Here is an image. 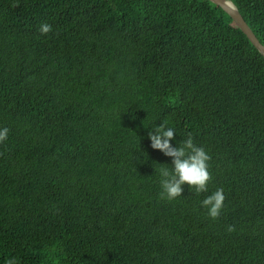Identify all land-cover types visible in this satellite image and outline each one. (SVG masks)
<instances>
[{"label": "trees", "instance_id": "obj_1", "mask_svg": "<svg viewBox=\"0 0 264 264\" xmlns=\"http://www.w3.org/2000/svg\"><path fill=\"white\" fill-rule=\"evenodd\" d=\"M231 1L264 44V0ZM164 120L206 192L161 198ZM5 127L0 264H264V54L211 0H0Z\"/></svg>", "mask_w": 264, "mask_h": 264}, {"label": "clouds", "instance_id": "obj_2", "mask_svg": "<svg viewBox=\"0 0 264 264\" xmlns=\"http://www.w3.org/2000/svg\"><path fill=\"white\" fill-rule=\"evenodd\" d=\"M39 31L41 34H47L52 31V27L44 23L40 26ZM167 125L168 121L164 120L148 133L151 147L160 150L166 156L172 157L171 169L167 166H162L159 169L161 198L174 200L181 196L184 184L194 187L198 194L206 192L208 190L207 185L212 179L209 171L211 156L203 146H197L194 143L191 134L178 147H174L171 140L174 139L175 130ZM8 133L7 127L0 129V142L7 139ZM225 198L223 188H218L201 202L202 206L207 208L209 217L217 219L220 216ZM228 230L233 231L234 226H229ZM8 264H14V262L9 261Z\"/></svg>", "mask_w": 264, "mask_h": 264}, {"label": "water", "instance_id": "obj_3", "mask_svg": "<svg viewBox=\"0 0 264 264\" xmlns=\"http://www.w3.org/2000/svg\"><path fill=\"white\" fill-rule=\"evenodd\" d=\"M215 4L222 7L237 23L241 30L248 36L252 43L264 54V44L260 41L257 35L254 33L247 20L244 18L242 13L239 11L237 6L228 4V0H211Z\"/></svg>", "mask_w": 264, "mask_h": 264}, {"label": "bare ground", "instance_id": "obj_4", "mask_svg": "<svg viewBox=\"0 0 264 264\" xmlns=\"http://www.w3.org/2000/svg\"><path fill=\"white\" fill-rule=\"evenodd\" d=\"M227 2L228 4L233 5V2L231 0H228Z\"/></svg>", "mask_w": 264, "mask_h": 264}]
</instances>
